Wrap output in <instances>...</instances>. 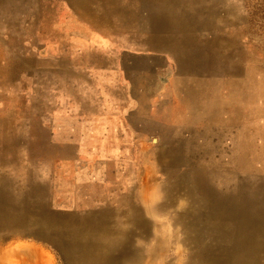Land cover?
<instances>
[{
	"label": "rangeland",
	"instance_id": "374dc122",
	"mask_svg": "<svg viewBox=\"0 0 264 264\" xmlns=\"http://www.w3.org/2000/svg\"><path fill=\"white\" fill-rule=\"evenodd\" d=\"M189 172L264 198V0H0V252L70 264L16 217L121 225L138 206L142 245L161 226L189 254Z\"/></svg>",
	"mask_w": 264,
	"mask_h": 264
},
{
	"label": "bare ground",
	"instance_id": "6f19581e",
	"mask_svg": "<svg viewBox=\"0 0 264 264\" xmlns=\"http://www.w3.org/2000/svg\"><path fill=\"white\" fill-rule=\"evenodd\" d=\"M197 174L185 173L183 182L191 206L174 218L182 221V241L194 244L195 250L189 254L181 250L169 257L166 252L171 238L161 226L151 232L148 244L142 245L136 237H147L149 228L138 206L127 213L121 225L104 214L72 221L30 213L17 216L16 226L35 225L32 234L53 241L71 258L70 264H264V198L251 194L262 185L255 186L253 192L235 184L231 192L227 189L216 196ZM178 187L179 183L168 184L165 196L171 198L170 188ZM147 194L144 189L143 204L152 211L158 207L157 199ZM23 230L16 233L22 235ZM0 264L46 262L38 248L15 246L0 252Z\"/></svg>",
	"mask_w": 264,
	"mask_h": 264
}]
</instances>
